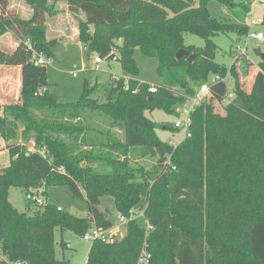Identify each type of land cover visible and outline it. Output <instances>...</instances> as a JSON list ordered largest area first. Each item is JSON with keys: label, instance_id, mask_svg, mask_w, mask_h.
<instances>
[{"label": "trees", "instance_id": "1", "mask_svg": "<svg viewBox=\"0 0 264 264\" xmlns=\"http://www.w3.org/2000/svg\"><path fill=\"white\" fill-rule=\"evenodd\" d=\"M65 1L89 53L118 54L130 78L113 77L105 102L92 96L98 86L89 80L79 101H59L49 90L47 63L37 62L40 53L55 57L56 41L47 37L48 0H27L33 10L28 18L10 9L9 0H0V36L12 33L18 42L11 51L0 47V66L21 69L18 97L0 102V109L12 115L11 120L0 118V149L4 143L10 155L0 175V264H72L57 256L56 231L84 235L93 227H112L109 209L101 208L105 196L113 199L119 214L130 217L133 210L144 211L153 230L147 232L142 218L130 220L120 240L93 242L88 264H136L146 244L152 253L149 264H221L215 262L210 242L218 231L212 223L218 212L215 194L220 189L248 190L264 179L252 168L262 164L253 153L264 148V58L248 91L240 73L244 58L233 51L231 67L222 65L212 37L247 35L249 25L214 17L210 0ZM221 1L227 7L235 4ZM245 9L251 10L247 5ZM186 33L203 36L205 46L187 45ZM181 48L196 58L178 59ZM137 49L158 62L163 79L156 92L139 78ZM212 74L222 80L211 85L209 101L192 114L191 135L176 145L162 141L156 134L159 124L146 111L163 108L180 115L178 109ZM229 76L235 98L224 118L220 103L229 92ZM235 149L248 153V168H227L226 158ZM147 157L156 159L151 168L136 164ZM12 186L27 194L41 190L46 202L30 201L28 210L20 211L8 195ZM54 186H66L84 200L88 216L78 217L48 201ZM186 218L208 220L205 235L210 241L188 230ZM249 241L251 259L264 264V221L249 225Z\"/></svg>", "mask_w": 264, "mask_h": 264}, {"label": "rangeland", "instance_id": "2", "mask_svg": "<svg viewBox=\"0 0 264 264\" xmlns=\"http://www.w3.org/2000/svg\"><path fill=\"white\" fill-rule=\"evenodd\" d=\"M9 1L10 5L14 4L16 9L10 8L21 17L29 15L28 12H30L32 7L27 0ZM234 1L233 7H227L221 0H210L208 4L210 13L218 19H230L234 23H243L264 30V25L261 24L264 19V2L260 0ZM64 2L66 3L65 0H48L47 32L49 39L56 41L53 45L55 57L47 58L49 90L55 93L61 102H77L84 92L85 81L89 80L91 85L98 86L92 96L99 99L100 102H105L107 90L112 86L113 77L128 80L130 74L124 70L121 60H107L109 55H100L96 52L89 53V50L78 38L80 33L78 20L67 7L65 8V5L64 9L66 10L62 11L59 9L60 4L62 6ZM246 5L251 8L249 12H246ZM67 13L70 15L69 17ZM82 16V18H85L84 15ZM74 22L79 31L78 37H74L70 33L74 31V29L71 30ZM257 23L259 24L257 25ZM4 35L0 36V45L7 47L11 42L9 39H5L8 37L2 38ZM212 38L218 46L216 60L228 68L232 65V52L235 51L237 45L248 48V55L256 65L262 59V55L257 53L256 49L259 48L264 53V41L259 42L256 39H249L246 34L239 37L236 32L218 34ZM185 43L200 48L205 46L206 40L199 34L186 33ZM98 55L103 58L99 66H97L95 61ZM118 57L120 56L118 55ZM135 58L138 62L139 78L141 80L151 85H158V83L162 82L163 78L159 75L158 62L155 58L143 56L139 49L135 51ZM244 60L249 62L250 59L244 58ZM74 66H77L80 70L76 77L70 72ZM213 76V74L210 76L209 81H211ZM227 83L229 90L235 87V82L231 76L227 77ZM172 90L175 91V87ZM14 98H17V96ZM0 102L3 101L0 99ZM262 109H264V106ZM10 113V110L2 108L0 109V118L11 120L12 115ZM146 116L159 124L156 134L162 141L176 145L184 139L186 135L185 129H173L178 118H185L183 114L177 116L176 113L168 112L163 108H156L153 111H146ZM166 124L169 127H166ZM0 139H2L1 135ZM253 154L256 155L255 159L262 164L257 169L255 168L256 165H252V168L258 171V176L262 178L264 176V148L257 149ZM228 155L226 158L227 168H236V170L248 168L250 156H248L247 152L235 149ZM9 160V149L3 143V147L0 149V172L9 165ZM155 160V158L147 157L136 160L138 161L136 164L139 167L143 166L149 169ZM132 161L135 162V160ZM8 195L10 201L18 210H28L30 200L27 199V192L22 188L12 186L9 188ZM47 199L78 217H87L89 214L86 202L76 198L66 186L51 187L48 190ZM215 200V207L218 212L212 219V223L221 234L218 231L213 234L210 233L212 235L210 241V237L205 235V231H209V226L207 227L209 221L200 218L197 221L184 219V222L188 223L186 228L193 233L199 234L198 237L201 241L209 240L213 244L211 247L216 263L255 264L249 254V225L255 221H264V179L248 190L239 191L236 189L233 192H223L220 189L215 194ZM32 205L35 206L33 203ZM101 208L103 210L109 209V217L113 220L115 226L119 225L120 214L117 212L111 197L105 196L102 198ZM219 217H221V220ZM126 230L127 227L122 226L123 234H126ZM55 238L58 258H65L72 264H85L93 244L92 241L86 240L83 235H79L70 229L63 231L58 229Z\"/></svg>", "mask_w": 264, "mask_h": 264}, {"label": "built area", "instance_id": "3", "mask_svg": "<svg viewBox=\"0 0 264 264\" xmlns=\"http://www.w3.org/2000/svg\"><path fill=\"white\" fill-rule=\"evenodd\" d=\"M260 1L264 2V0H260ZM247 38L256 39L257 41H260V42L264 41V31L250 29L249 33L247 34ZM28 43H30V40H28ZM235 52H236L237 58H240V59L249 58L247 47H242L238 45L236 47ZM95 61H96L97 66H99L102 63L103 58L100 55H98ZM37 62L39 64L47 63V59L43 53L39 54ZM70 72L72 73L74 77H76L78 76L80 70L77 66H74ZM219 80H222V78L219 75L214 76L210 82L203 84L198 89L196 94L190 96L187 102L178 109L180 114H183L185 118L184 119L178 118L175 121L174 126L177 129H185L186 130L185 137L191 135L190 128H191V123H192V114L196 111L198 106L204 103L206 104L209 101V96L211 93V85ZM157 89L158 87L156 85H151L150 90L152 92H156ZM226 96L230 98H235V92H228ZM27 199L37 205H42L46 202L45 196L41 190L39 191L35 190V191L29 192L27 194ZM137 218H142L145 220V223L147 225V232H150L151 230H153L152 224L145 217V212L139 209V210H133L131 212L130 217L124 214H120L119 215V220H120L119 225L117 226L113 225L112 227L108 229H103L100 227H93L88 232H86L83 235V237L86 240L92 241V243L96 240H102L103 242H114V241L120 240L125 235L122 233V226L128 227L129 221L133 219H137ZM151 258H152V253L148 250L147 244H146L142 248L140 256L136 264H149L151 261ZM85 264H88V259L86 260Z\"/></svg>", "mask_w": 264, "mask_h": 264}, {"label": "crops", "instance_id": "4", "mask_svg": "<svg viewBox=\"0 0 264 264\" xmlns=\"http://www.w3.org/2000/svg\"><path fill=\"white\" fill-rule=\"evenodd\" d=\"M64 5H65V8L66 7L68 8L67 3L64 2V4L62 6L60 4L59 9H61L62 11L66 10V9H64ZM10 7L12 9H16L14 4L10 5ZM28 13H29V15L27 17H24V18H28L31 16L32 9ZM69 16L70 15L68 14V17ZM258 24L259 23H257V25ZM261 24H263V23L261 22ZM249 27H250V29H253V30L264 31V30H261L259 28H254L251 26H249ZM73 29L76 32L74 33V31H73L70 33L74 37H78L79 31L76 28L75 22H74L71 30H73ZM66 34H67V31H66ZM5 37H8V38H5ZM47 37L49 39L48 32H47ZM2 38L9 39L11 44L7 47L5 45H4L5 47L3 45H0V47L5 48L6 50H9V51L14 50L16 48L18 42L12 33H7L4 36H2ZM249 59H250L249 62L242 60L241 66H240V70H241L240 73H241L242 82L244 83L247 81V84L243 87L245 89H247L248 91H251L253 88L254 75L258 73L259 66L256 65L250 57H249ZM251 68L253 71H251L252 73L250 74ZM20 86H21V69H20V67L0 66V93H1L0 99L3 101V100L14 99L15 96L18 97ZM229 92H234V88L232 90H229ZM233 99L234 98H230L227 96L223 97V100H221L220 104L225 106V110H222V112L220 113L221 117L225 118V116L227 115V112H230V109L228 108V106L231 104V102H233ZM226 101H227V103H225Z\"/></svg>", "mask_w": 264, "mask_h": 264}, {"label": "water", "instance_id": "5", "mask_svg": "<svg viewBox=\"0 0 264 264\" xmlns=\"http://www.w3.org/2000/svg\"><path fill=\"white\" fill-rule=\"evenodd\" d=\"M188 56V61L192 62L195 58H196V53H192L190 54L189 50L181 48L179 49V51L176 54V57L178 59H181L183 57H187ZM262 58H264V53H262ZM107 60H116V61H120V57H118V55L116 53H112L107 57ZM3 174V172H0V175Z\"/></svg>", "mask_w": 264, "mask_h": 264}]
</instances>
